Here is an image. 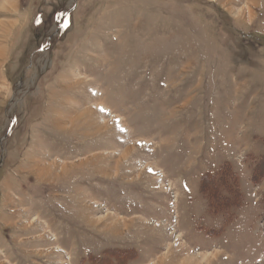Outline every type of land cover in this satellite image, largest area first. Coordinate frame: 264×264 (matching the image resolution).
Listing matches in <instances>:
<instances>
[{
  "label": "rangeland",
  "instance_id": "1",
  "mask_svg": "<svg viewBox=\"0 0 264 264\" xmlns=\"http://www.w3.org/2000/svg\"><path fill=\"white\" fill-rule=\"evenodd\" d=\"M0 0V264H264V0Z\"/></svg>",
  "mask_w": 264,
  "mask_h": 264
},
{
  "label": "bare ground",
  "instance_id": "2",
  "mask_svg": "<svg viewBox=\"0 0 264 264\" xmlns=\"http://www.w3.org/2000/svg\"><path fill=\"white\" fill-rule=\"evenodd\" d=\"M8 3H9L8 0H6V1H5V4H3V8H4V9H5V7H6V5H7ZM187 263H189L188 260H187V261H184L183 264H187Z\"/></svg>",
  "mask_w": 264,
  "mask_h": 264
}]
</instances>
